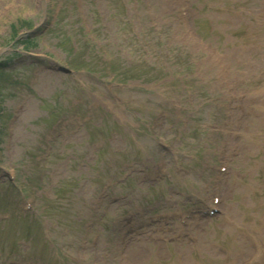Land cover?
<instances>
[{
  "label": "rangeland",
  "instance_id": "1",
  "mask_svg": "<svg viewBox=\"0 0 264 264\" xmlns=\"http://www.w3.org/2000/svg\"><path fill=\"white\" fill-rule=\"evenodd\" d=\"M259 8L0 0V264H264ZM216 177L219 212L182 224Z\"/></svg>",
  "mask_w": 264,
  "mask_h": 264
},
{
  "label": "bare ground",
  "instance_id": "2",
  "mask_svg": "<svg viewBox=\"0 0 264 264\" xmlns=\"http://www.w3.org/2000/svg\"><path fill=\"white\" fill-rule=\"evenodd\" d=\"M248 31L251 33L252 37L258 38V28L254 26V29H248ZM249 39L251 38L250 36L248 37ZM246 46V45H245ZM245 46L243 47L245 49ZM248 46V45H247ZM250 46V45H249ZM264 227V220L260 222V224L257 227V232H254L252 236H254V239H257L262 245H264V242L262 238L260 237V232L261 229ZM138 256H134V260H137Z\"/></svg>",
  "mask_w": 264,
  "mask_h": 264
}]
</instances>
